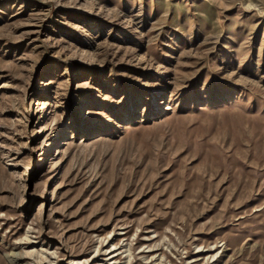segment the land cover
Masks as SVG:
<instances>
[{"label": "rangeland", "instance_id": "374dc122", "mask_svg": "<svg viewBox=\"0 0 264 264\" xmlns=\"http://www.w3.org/2000/svg\"><path fill=\"white\" fill-rule=\"evenodd\" d=\"M37 263L264 264V0H0V264Z\"/></svg>", "mask_w": 264, "mask_h": 264}, {"label": "bare ground", "instance_id": "6f19581e", "mask_svg": "<svg viewBox=\"0 0 264 264\" xmlns=\"http://www.w3.org/2000/svg\"><path fill=\"white\" fill-rule=\"evenodd\" d=\"M34 251H27L26 253H25V255H33L34 253H33ZM16 256V255H15ZM45 258L44 257H42L41 255L39 256V258L37 259V261L38 262H41L42 260H44ZM38 264V263H37Z\"/></svg>", "mask_w": 264, "mask_h": 264}]
</instances>
